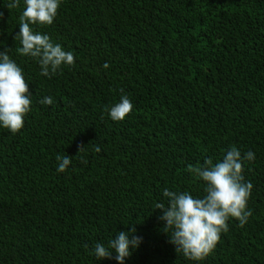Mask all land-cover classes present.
Returning a JSON list of instances; mask_svg holds the SVG:
<instances>
[{"label":"trees","instance_id":"1","mask_svg":"<svg viewBox=\"0 0 264 264\" xmlns=\"http://www.w3.org/2000/svg\"><path fill=\"white\" fill-rule=\"evenodd\" d=\"M11 2L0 0V52L32 107L20 132L0 126V264H117L95 244L132 226L142 243L124 264H264V0H62L52 25H31L74 54L50 79L17 51L25 2ZM121 95L134 108L113 121L105 109ZM233 146L255 155L242 173L252 215L230 219L205 260L186 259L155 204L165 188L203 197L188 166ZM58 154L72 157L63 173Z\"/></svg>","mask_w":264,"mask_h":264},{"label":"clouds","instance_id":"2","mask_svg":"<svg viewBox=\"0 0 264 264\" xmlns=\"http://www.w3.org/2000/svg\"><path fill=\"white\" fill-rule=\"evenodd\" d=\"M24 2L25 8L19 18V33L15 37L21 44L17 51L23 56L36 59L41 69L40 75L50 79L62 67L74 66V54L65 51L60 44H54L48 35L34 32L31 25H52L62 0ZM19 6L20 0H13L7 8ZM2 16L0 12V18ZM10 50L0 52V126L16 134L24 127V118L31 111L32 93L22 68L9 56ZM103 67L107 69L109 65L105 63ZM40 103L52 105L54 101L52 97H45ZM133 108L131 100L121 95L120 101L105 111L113 121H123ZM85 147L80 145L78 154ZM94 150L97 153L101 151L99 146ZM56 160L58 173L65 172L72 163V157L66 154H58ZM254 160L253 152L248 151L242 156L233 146L226 151L222 161L214 163L211 158H207L202 165L188 166L190 173L205 182L203 197H193L188 192H175L167 188L163 190L167 205L156 203L155 209L162 212L158 219L164 222L163 231L169 236V243L175 246L177 253H182L186 259L201 262L214 251L221 234L228 232L230 219L237 220L240 227L247 224L252 215L247 203L253 185L244 180L243 163ZM81 162L87 163L83 159ZM141 243L142 237L136 234L132 226L129 232L117 233L115 238L108 241L107 246L96 243L94 255L99 261L114 258L117 264H124L126 258L131 257L132 250L138 249Z\"/></svg>","mask_w":264,"mask_h":264}]
</instances>
